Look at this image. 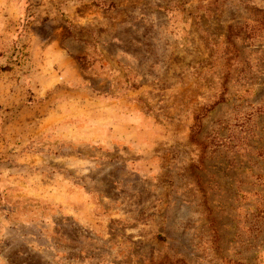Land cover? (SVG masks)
<instances>
[{
  "label": "rangeland",
  "instance_id": "1",
  "mask_svg": "<svg viewBox=\"0 0 264 264\" xmlns=\"http://www.w3.org/2000/svg\"><path fill=\"white\" fill-rule=\"evenodd\" d=\"M0 264H264V0H0Z\"/></svg>",
  "mask_w": 264,
  "mask_h": 264
}]
</instances>
